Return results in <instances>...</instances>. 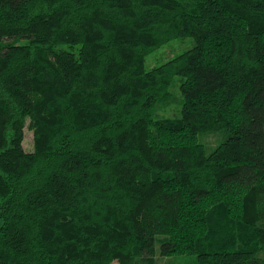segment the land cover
I'll list each match as a JSON object with an SVG mask.
<instances>
[{
    "label": "trees",
    "instance_id": "obj_1",
    "mask_svg": "<svg viewBox=\"0 0 264 264\" xmlns=\"http://www.w3.org/2000/svg\"><path fill=\"white\" fill-rule=\"evenodd\" d=\"M0 223V264H264V0H0Z\"/></svg>",
    "mask_w": 264,
    "mask_h": 264
},
{
    "label": "rangeland",
    "instance_id": "obj_2",
    "mask_svg": "<svg viewBox=\"0 0 264 264\" xmlns=\"http://www.w3.org/2000/svg\"><path fill=\"white\" fill-rule=\"evenodd\" d=\"M194 46V41L191 38L184 39V40H173L157 51L151 53L145 61V67L147 70L152 69L154 67H158L172 58L188 51ZM181 78L176 77L173 83V86L170 90L172 94H174L180 101L181 96L179 94V85L181 83ZM180 115V105L175 104L173 106L168 107L165 111L157 112L155 118H172L173 116ZM228 136L227 131H219V132H206L199 134V142L203 144L205 151L207 154H210L218 145H220ZM33 146L32 142V132L29 131L27 128L24 132V141L23 147L25 151H31ZM1 224V223H0ZM158 249V246H157ZM194 257H160L159 255L156 256V264H187L193 263ZM117 264V263H114Z\"/></svg>",
    "mask_w": 264,
    "mask_h": 264
}]
</instances>
